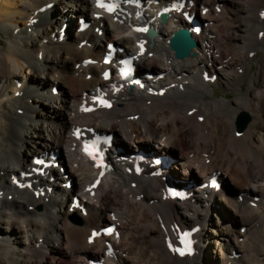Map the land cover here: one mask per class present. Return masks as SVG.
Here are the masks:
<instances>
[{
  "label": "bare ground",
  "instance_id": "1",
  "mask_svg": "<svg viewBox=\"0 0 264 264\" xmlns=\"http://www.w3.org/2000/svg\"><path fill=\"white\" fill-rule=\"evenodd\" d=\"M251 12L264 18V0H0V264H264V24L250 38ZM187 14L198 45L180 60L169 43ZM124 57L141 77L131 89L115 76Z\"/></svg>",
  "mask_w": 264,
  "mask_h": 264
},
{
  "label": "water",
  "instance_id": "2",
  "mask_svg": "<svg viewBox=\"0 0 264 264\" xmlns=\"http://www.w3.org/2000/svg\"><path fill=\"white\" fill-rule=\"evenodd\" d=\"M170 46L178 59H185L194 55L191 51L196 46V42L188 30L181 29L171 40ZM245 125V117L240 115L237 120L238 130L241 131Z\"/></svg>",
  "mask_w": 264,
  "mask_h": 264
},
{
  "label": "rangeland",
  "instance_id": "3",
  "mask_svg": "<svg viewBox=\"0 0 264 264\" xmlns=\"http://www.w3.org/2000/svg\"><path fill=\"white\" fill-rule=\"evenodd\" d=\"M229 21L235 23L233 20H230V18H229ZM260 21L264 24V18L260 15L259 12H256L255 14H253L251 12V15L248 16L247 23H248V27H249V35H250V38H252V36L254 34V31H255V29H256V27L258 25V22H260ZM261 55H262V50L259 49V50H257L253 54L251 60L248 61V64H251L252 65L251 71H255L256 70V63H255V61H257L261 57ZM244 88H245V86H244ZM214 89L215 90H218L215 87H214ZM230 95H232V94H230Z\"/></svg>",
  "mask_w": 264,
  "mask_h": 264
},
{
  "label": "snow or ice",
  "instance_id": "4",
  "mask_svg": "<svg viewBox=\"0 0 264 264\" xmlns=\"http://www.w3.org/2000/svg\"><path fill=\"white\" fill-rule=\"evenodd\" d=\"M101 7H103L104 5H100ZM181 254H183V253H181Z\"/></svg>",
  "mask_w": 264,
  "mask_h": 264
}]
</instances>
